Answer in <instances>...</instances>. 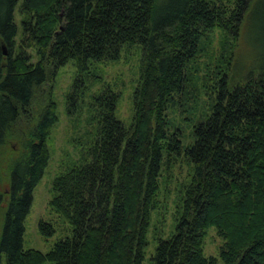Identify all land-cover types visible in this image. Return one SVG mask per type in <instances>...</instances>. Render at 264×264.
Instances as JSON below:
<instances>
[{
	"label": "trees",
	"instance_id": "1",
	"mask_svg": "<svg viewBox=\"0 0 264 264\" xmlns=\"http://www.w3.org/2000/svg\"><path fill=\"white\" fill-rule=\"evenodd\" d=\"M19 4L0 0V152L65 65L79 72L66 99L72 115L89 91V76L100 83V68L119 62L124 50L138 49L142 60L129 126L116 117L120 93L107 87L92 97L91 148L85 162L55 179L49 205L70 232L44 256L25 251L23 237L57 124L52 90L46 93L0 194V264H144L160 182L179 158L188 176L173 232L149 264H264V0H23L20 31ZM215 31L222 32L221 61L204 64L200 75ZM20 36L36 62L18 50ZM201 93L211 105L198 121ZM169 112L186 120L188 136ZM210 229L222 241L219 260L204 253ZM38 230L44 239L55 232L44 223Z\"/></svg>",
	"mask_w": 264,
	"mask_h": 264
},
{
	"label": "rangeland",
	"instance_id": "2",
	"mask_svg": "<svg viewBox=\"0 0 264 264\" xmlns=\"http://www.w3.org/2000/svg\"><path fill=\"white\" fill-rule=\"evenodd\" d=\"M22 2L23 0H20V4L15 12V20L19 31L27 19V17L21 15L20 12ZM32 22L34 23V20L30 21V23ZM221 36L222 32L215 31L210 37V48L208 47L200 58V75L204 74L202 73V71H204V64L214 66L216 62L221 61L220 54L222 49H220V47L221 41H223ZM22 38L23 37L20 36L16 41L18 50L31 55L35 61L34 51L27 49L26 44H22ZM246 38L248 41H251L252 36H249L247 32ZM246 38H244V40H246ZM254 39H256V36ZM226 49L229 53L232 52L234 50L233 42L227 40ZM243 49L244 45L240 40L237 43L236 51H234L237 54H235L234 60H240ZM229 53H227V56L230 55ZM224 55L226 56V53ZM141 60L142 53L138 49L134 48L130 49V51L124 50L119 62L108 64L100 68V83L96 84L95 79L89 76V82L87 83L89 91L83 98L81 109L78 108L79 111L76 110L72 115L67 112L68 106L66 99L72 91L73 83L79 75V72L75 70L71 63L65 65L56 72L54 80L52 78V80L49 81L43 96H36L30 110L26 114H22L17 124L13 127L5 149L0 152V194H5L8 189L6 173L9 163L16 160L19 155L23 153V144L27 141L26 137L29 136L34 128L35 124L31 122L32 115H35L40 107L43 109L45 105H42V103L46 97V93L52 90V97L56 106L57 124L53 127L47 141L49 163L42 180L33 192L32 206L25 221V234L23 237V247L25 251L33 250L45 256L52 250L58 241L68 236L70 232L69 227L49 206L54 198L53 182L67 171V169L71 168V166L75 164V166H79L81 165L80 162H85L82 159L86 160L87 158V150L91 148L90 144L92 145V136H94L93 131L95 127V124L91 123L93 114L88 105L92 103L91 99L94 95H98L107 87L116 93H120L121 96L116 109V117L122 121L125 126L131 124L133 118L131 97L134 85L140 76ZM92 75H98V72L93 71ZM207 102V97H205V94L201 93L197 102L198 121H200L204 115L203 112L208 109L207 106L211 105H206ZM208 114H210V111ZM169 117L174 122L173 126L179 130L182 136H188L192 131L189 124L185 122L186 120L182 118L180 114L177 113L173 116V114L169 112ZM198 121H196V123ZM183 162L182 158L175 160L170 172L166 173L160 182L159 207L150 217V228L147 234L148 247L144 264H149V260L151 256H153L158 243L169 238L173 232L176 199L181 185L186 183L188 176V169ZM40 223L51 225L55 231L52 238L44 239L41 237L38 230ZM221 246L222 241L217 237L216 231L210 229L204 240L205 256L207 258L212 257L219 260L218 255Z\"/></svg>",
	"mask_w": 264,
	"mask_h": 264
},
{
	"label": "water",
	"instance_id": "3",
	"mask_svg": "<svg viewBox=\"0 0 264 264\" xmlns=\"http://www.w3.org/2000/svg\"><path fill=\"white\" fill-rule=\"evenodd\" d=\"M3 54L5 55V52H3Z\"/></svg>",
	"mask_w": 264,
	"mask_h": 264
}]
</instances>
